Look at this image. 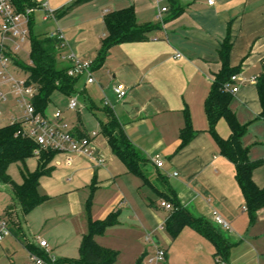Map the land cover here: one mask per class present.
I'll return each instance as SVG.
<instances>
[{
	"label": "crops",
	"instance_id": "0c3cea01",
	"mask_svg": "<svg viewBox=\"0 0 264 264\" xmlns=\"http://www.w3.org/2000/svg\"><path fill=\"white\" fill-rule=\"evenodd\" d=\"M32 1L39 5L32 12L33 21L34 14H39L41 20L38 25L41 35L38 36L60 32L67 45L61 56L72 53L81 61L93 64L95 82L87 84L85 76L77 78L71 97H76L81 111L88 110L97 121L98 136L93 147L95 154L101 155L105 162L102 167H95L87 158L73 156L71 164L66 165L65 156L56 154L49 164L50 175L44 177L54 180L65 173L72 178L81 176L83 181L62 179L52 193H41L47 199L25 217L24 237L27 239L29 234V241L32 233L34 237L30 242L38 249L36 240L45 241L48 249H40L55 260L41 232L31 231L34 227L33 223H28V217L38 211L42 218L55 211L71 209L79 217L76 222L80 223L83 237L88 230L85 207L91 196V220L101 221L109 214L117 213L116 225L96 236L95 242L119 256L121 249L108 239L118 233L124 234L136 250L129 264H135L140 258L143 261L156 248L165 252L162 263L178 264L174 250L184 239L189 242L193 259L202 257L209 262L215 261L213 244L198 230L185 227L175 239L166 232V220L174 209L164 210L160 202L174 198L191 218L211 224L229 243L228 255L220 259L221 264H254L253 253L257 254V251L252 242L257 238L258 227L264 223V209L258 211L256 221L250 224L243 196L234 179V166L221 155L208 132L204 104L214 78L221 70V46L229 39V65L239 68L237 79L231 82L238 90L231 94L229 107L237 122L246 126L241 145L247 148L251 161L261 163L253 171L252 180L257 187L263 188L264 117L261 116L256 80L264 69V0H213L212 5L207 0H90L75 6H71L75 0ZM162 7L166 11L160 13L159 19ZM128 8L133 10L137 26L151 25L153 29L143 41L113 45L102 62H96L106 35L104 17ZM48 10L52 15L43 21ZM32 31L34 34V26ZM13 43L0 34V45L11 54ZM20 51L12 54L18 61ZM177 54L179 58H176ZM60 57L59 68L68 67ZM116 84L127 88L123 99L113 93ZM0 90L7 91V86L0 85ZM104 100L109 103L107 108L113 111L129 141L146 158L147 163L142 169L144 179L128 174L100 135L99 122L106 119ZM45 116L53 117L47 110ZM186 117L195 136L177 150ZM62 122L65 124L63 118ZM77 129L88 135L81 123L70 131ZM216 133L222 139L229 138L230 130L225 120L218 121ZM30 159L35 160L37 167L36 158ZM30 159L26 161L27 166ZM155 161L162 162L160 169L156 168ZM104 190H110L116 198L109 201L111 194H108L99 203L98 196ZM214 212L227 228L214 224ZM146 233L153 234V244L145 241ZM9 235L16 241L20 237L29 254L22 233L14 232L12 228Z\"/></svg>",
	"mask_w": 264,
	"mask_h": 264
},
{
	"label": "trees",
	"instance_id": "16d2710c",
	"mask_svg": "<svg viewBox=\"0 0 264 264\" xmlns=\"http://www.w3.org/2000/svg\"><path fill=\"white\" fill-rule=\"evenodd\" d=\"M17 12L30 10L28 16L30 55L28 63H21L13 55L5 54L11 59L12 64L20 69L26 77L27 84L35 88V95L31 104L37 113L45 116L48 106L52 103V95L58 92L67 98L75 93L77 78L67 76V67L61 69L57 66L59 58V41L54 37L35 36L33 34L32 12L39 5L32 0H11ZM90 0H75L71 6L79 5ZM178 14V11L174 13ZM105 37L101 42L96 62L101 63L106 52L113 45L128 41H143L146 34L153 26H137L134 12L131 8L119 10L107 14L104 17ZM231 43L226 39L221 46L219 58L221 70L215 76L208 97L204 104V112L208 121V132L219 148L221 155L226 158L235 170L234 179L244 199V208L247 211L250 224L257 219L258 211L264 209V187L259 188L252 180L253 171L261 163L251 161L248 158V150L241 145V138L245 133L246 126L240 125L229 104L232 95L226 90L231 76L239 72V68H231L229 65V54ZM93 70V64L92 68ZM256 91L261 106V116L264 117V69L256 80ZM106 119L99 122L100 135L106 141L111 153L123 164L128 174L137 178H143V166L147 163L146 158L132 145L127 138L123 126L117 120L113 111L107 107L103 110ZM225 120L230 130L228 139H222L216 133V125L219 120ZM77 137L85 136L80 130L72 132ZM195 136L191 122L186 117L185 127L180 133V145L177 150L185 147ZM36 145L26 138L20 131L18 124L0 127V184L9 188V202L4 208L3 217L6 223L11 225L14 232L22 233L25 247L29 254L44 261L45 264H114L118 253L99 246L94 238L101 236L108 227L117 223V213L109 214L101 221L90 219L91 196L88 198L85 213L88 217V230L82 237L78 247V256L74 261L64 259L52 260L47 254L35 249V244L28 241L24 235L25 217L38 207L47 198L39 191L40 179L49 176L50 162L56 155L52 151L40 150L38 155L34 154ZM36 158L37 167L32 173L26 169V161ZM12 164H18L21 169L22 183L16 184L7 175V168ZM172 206L173 213L165 223V229L171 239H175L185 227H191L201 232L215 248V259H225L230 248L219 232L209 223L194 219L183 210L179 204L172 199H166ZM32 241V240H31ZM138 259L135 264H141Z\"/></svg>",
	"mask_w": 264,
	"mask_h": 264
},
{
	"label": "built area",
	"instance_id": "2783aa9c",
	"mask_svg": "<svg viewBox=\"0 0 264 264\" xmlns=\"http://www.w3.org/2000/svg\"><path fill=\"white\" fill-rule=\"evenodd\" d=\"M207 1L209 5L213 4V0ZM43 7H46V4H44ZM165 11V7L160 9L158 15L159 19L160 13ZM30 14V10L20 13L17 12L11 0H0V34L4 38L13 40L14 43L11 48L12 54L19 52L29 38L28 16ZM51 15V11H46L43 21L47 20ZM48 36L54 37L59 41L58 54L60 57L67 46L63 35L58 32ZM6 52L8 51H6L5 47L0 45V85L7 86V91L0 90V102L5 103L10 97L20 111V117H11L8 125H19L21 133L36 145L34 151L35 155H38L40 150L52 151L56 154L65 155L66 163L68 164L72 162L73 156H81L91 161L95 167H102L105 162L104 158L101 155H96L93 147V141L97 138L98 133L92 132L88 135L77 137L66 129L67 126L62 122V114L59 110L53 114L51 119L37 113L31 104V100L36 93L35 88L27 84L26 77L16 78L11 75L9 72V65L12 64V61L5 54ZM179 57L180 55L177 54L176 58ZM60 58L68 64L66 70L67 76L72 78L85 76L87 84H93L95 82L92 76L91 62L81 61L72 53L61 56ZM236 79V75L231 76L230 82L226 85V90L230 94H235L238 90L237 86L231 84V82H234ZM251 81L254 82V79ZM112 90L118 99H123L127 95V88L122 84H116ZM103 105L105 107L109 106L107 100H104ZM67 107L71 111H81L76 97L69 98ZM154 164L156 168L160 169L162 167V162L160 161H155ZM160 207L164 210H172V206L165 201L160 202ZM213 221L214 224L219 227H228L216 212L213 213ZM8 235V224L4 219L0 218V242ZM144 239L147 243H154V236L152 233H146ZM38 245L40 248L48 249L47 243L43 240H38ZM164 259V250L156 248L155 252L143 259L141 264H160ZM31 260L34 264H44L42 259L36 256H31Z\"/></svg>",
	"mask_w": 264,
	"mask_h": 264
},
{
	"label": "rangeland",
	"instance_id": "374dc122",
	"mask_svg": "<svg viewBox=\"0 0 264 264\" xmlns=\"http://www.w3.org/2000/svg\"><path fill=\"white\" fill-rule=\"evenodd\" d=\"M33 26H34V35H41V30L38 28L41 20L39 19V14H34ZM40 31V32H39ZM30 55V44L29 39L25 42L20 51L18 57L21 63H28ZM61 65V61L57 60V66ZM59 67V66H58ZM9 72L16 78H24L25 74L15 67L14 65H9ZM69 98L67 96H62V94L56 92L52 97V103L48 106L47 113L48 115H53L56 110H59L62 113L65 124L67 125L66 129L68 131L72 130L75 126L81 123L88 134L98 131V124L90 112L86 109H83L80 112L71 111L68 109ZM15 106V103L12 98H8L7 102L0 103V127L6 126L10 123L11 117L18 118L20 117V112ZM65 156V155H64ZM66 165V158L64 160ZM30 164V165H29ZM71 164V163H70ZM35 160L30 159L28 166L26 164V169L28 172L32 173L35 171ZM7 175L14 181L16 184L20 185L22 183L21 169L18 164H12L7 168ZM48 178V177H47ZM76 180L79 183L83 181L81 176H75L74 178L65 176V173L62 176H57L54 180L46 179L43 177L39 186V191L43 193H52L55 186L59 180ZM159 179H161L159 177ZM90 181H87L86 184H89ZM9 188L0 184V218L3 217V209L9 202L8 198ZM55 193V192H54ZM108 194L110 199L114 200L116 197L110 190H104L100 192L98 196L99 203L101 200L106 198ZM45 196V195H44ZM113 198L111 199V197ZM56 200V199H54ZM55 203V201L53 202ZM40 211L32 213L28 217V223L31 224L34 228H31L32 232L39 231L46 241L49 243L50 255L55 259H65L66 261H74L77 258L78 247L80 245L82 235L80 230V223L76 220L79 217H76L75 213L71 209H66L64 211H55V213H49L47 216L40 218ZM9 234L11 233V225L9 224ZM85 230V229H84ZM83 233V232H82ZM85 233V232H84ZM257 238L252 242L253 247L256 249L257 254L253 253L254 264H264V223L260 224L257 231ZM111 234V233H110ZM112 235V234H111ZM32 239L34 236L31 233ZM110 237V235H108ZM20 237L16 241L10 235L5 236L0 242V264H34L22 246V240ZM29 234H27V239ZM29 239V240H30ZM38 243V240H36ZM108 241H111L112 245H115L120 250V255L117 258L116 264H129L131 259L135 254L134 246L130 245L129 242L124 238V234L118 233L114 236H111ZM138 243H141V240H138ZM189 242L187 239H184L182 243L174 250V257L178 264H221L220 259L215 261H208L200 257L198 260L193 259L191 256L190 249L188 247ZM35 249L41 252L42 250L34 247ZM42 254L45 256V251H42ZM252 257V255H251ZM64 260V261H65ZM43 261V260H42ZM44 263V261H43ZM45 264V263H44ZM164 264V263H160Z\"/></svg>",
	"mask_w": 264,
	"mask_h": 264
}]
</instances>
